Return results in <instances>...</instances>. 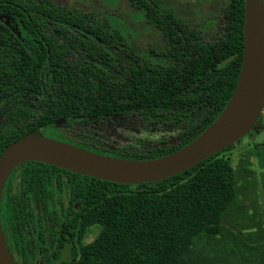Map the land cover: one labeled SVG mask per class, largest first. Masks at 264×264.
<instances>
[{
  "label": "trees",
  "instance_id": "1",
  "mask_svg": "<svg viewBox=\"0 0 264 264\" xmlns=\"http://www.w3.org/2000/svg\"><path fill=\"white\" fill-rule=\"evenodd\" d=\"M127 1L137 20L162 35V47L131 42L114 14L48 0H0V112L13 123L0 134V157L10 144L37 132L102 155L153 160L185 147L220 116L242 67L245 0H228L219 35L211 39L166 0ZM118 116L179 130L180 142L110 150L95 137L74 142L57 129L61 122ZM234 148L185 173L137 185L44 163L20 166L24 185H56L68 195L36 200V211L19 208L9 192L19 168L8 177L1 223L14 264H192L196 241L224 235V218L238 200L239 177L224 156Z\"/></svg>",
  "mask_w": 264,
  "mask_h": 264
},
{
  "label": "rangeland",
  "instance_id": "2",
  "mask_svg": "<svg viewBox=\"0 0 264 264\" xmlns=\"http://www.w3.org/2000/svg\"><path fill=\"white\" fill-rule=\"evenodd\" d=\"M62 7L81 11L114 14L128 29L131 42L143 49L162 47V35L144 21L137 20L136 11L127 0H48ZM183 19L198 29H205L207 38L218 37L224 22L223 9L228 0H166ZM108 19H111L108 17ZM0 112V134L12 130L13 123L4 121ZM58 132L74 142L97 138V144L110 150L129 148L144 150L179 144V130L142 117L118 116L79 124L59 123ZM46 136H50L47 132ZM239 177V196L233 209L224 218L225 233L216 240H197L190 259L192 264H264V110L253 129L224 153ZM20 171L14 175L18 183ZM4 193V190H3ZM62 198V197H61ZM67 199V196L63 198ZM94 234L87 238L92 241ZM67 257V256H66Z\"/></svg>",
  "mask_w": 264,
  "mask_h": 264
},
{
  "label": "water",
  "instance_id": "3",
  "mask_svg": "<svg viewBox=\"0 0 264 264\" xmlns=\"http://www.w3.org/2000/svg\"><path fill=\"white\" fill-rule=\"evenodd\" d=\"M264 110V0H245L244 52L239 79L227 106L198 138L153 160H127L30 133L10 144L0 157V264H14L1 223V201L8 177L28 162L55 166L117 184L159 182L194 168L236 144L253 129Z\"/></svg>",
  "mask_w": 264,
  "mask_h": 264
},
{
  "label": "flooded vegetation",
  "instance_id": "4",
  "mask_svg": "<svg viewBox=\"0 0 264 264\" xmlns=\"http://www.w3.org/2000/svg\"><path fill=\"white\" fill-rule=\"evenodd\" d=\"M9 106V105H8ZM10 108V106H9ZM39 162H28L27 164H36ZM24 165V164H23ZM24 168H19L15 174L20 171V175L18 180V183L15 184L14 176L12 177L10 184H9V192L10 194L16 199V204L19 208L22 207V205H27L28 207H33V211L37 210L36 207V200L37 201H43L45 199H55L58 201L59 199H63L65 195H68V191L61 192V189L56 185H46V186H39L36 187L33 184H26L24 185V178L22 177ZM62 197V198H61ZM23 199L26 201V203L23 202ZM78 206V205H77ZM26 233L29 234V228H25ZM93 234L88 235L91 236ZM87 237V238H88ZM86 238V240H87Z\"/></svg>",
  "mask_w": 264,
  "mask_h": 264
}]
</instances>
